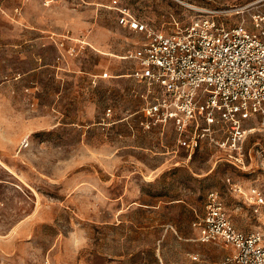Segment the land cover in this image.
Returning <instances> with one entry per match:
<instances>
[{
  "label": "rangeland",
  "instance_id": "374dc122",
  "mask_svg": "<svg viewBox=\"0 0 264 264\" xmlns=\"http://www.w3.org/2000/svg\"><path fill=\"white\" fill-rule=\"evenodd\" d=\"M113 1L0 0V264H221L229 251L192 227L212 191L236 229L261 226L246 196L264 189V133L237 167L205 145L180 149L170 125L143 128L147 91L128 57L142 35L119 26ZM117 1L166 33L197 9L228 25L264 10Z\"/></svg>",
  "mask_w": 264,
  "mask_h": 264
},
{
  "label": "built area",
  "instance_id": "2783aa9c",
  "mask_svg": "<svg viewBox=\"0 0 264 264\" xmlns=\"http://www.w3.org/2000/svg\"><path fill=\"white\" fill-rule=\"evenodd\" d=\"M112 3L119 26L142 35L128 55L134 61L129 76L147 91L140 125H170L180 149L193 152L205 145L221 160L243 165L248 138L264 133V10L254 12L249 23L228 25L216 11L197 9L200 15L189 25L166 33L138 20L117 0ZM254 146L264 153V142ZM246 200L262 219L253 231L236 229L213 191L203 217L192 223L198 242L229 251L221 264H264V189L251 187Z\"/></svg>",
  "mask_w": 264,
  "mask_h": 264
},
{
  "label": "bare ground",
  "instance_id": "6f19581e",
  "mask_svg": "<svg viewBox=\"0 0 264 264\" xmlns=\"http://www.w3.org/2000/svg\"><path fill=\"white\" fill-rule=\"evenodd\" d=\"M253 8H254V7H253ZM248 9H249V8H248ZM240 11H242V10H240ZM240 11H239V12H240Z\"/></svg>",
  "mask_w": 264,
  "mask_h": 264
}]
</instances>
